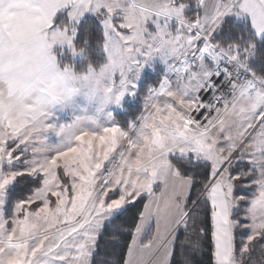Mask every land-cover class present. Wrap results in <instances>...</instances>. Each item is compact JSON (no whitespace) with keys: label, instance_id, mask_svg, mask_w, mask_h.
<instances>
[{"label":"snow or ice","instance_id":"1","mask_svg":"<svg viewBox=\"0 0 264 264\" xmlns=\"http://www.w3.org/2000/svg\"><path fill=\"white\" fill-rule=\"evenodd\" d=\"M0 264H264V0H0Z\"/></svg>","mask_w":264,"mask_h":264},{"label":"trees","instance_id":"2","mask_svg":"<svg viewBox=\"0 0 264 264\" xmlns=\"http://www.w3.org/2000/svg\"><path fill=\"white\" fill-rule=\"evenodd\" d=\"M130 118V117H129Z\"/></svg>","mask_w":264,"mask_h":264}]
</instances>
